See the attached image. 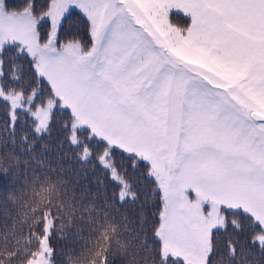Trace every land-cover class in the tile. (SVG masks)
I'll return each mask as SVG.
<instances>
[{
	"label": "snow or ice",
	"instance_id": "obj_1",
	"mask_svg": "<svg viewBox=\"0 0 264 264\" xmlns=\"http://www.w3.org/2000/svg\"><path fill=\"white\" fill-rule=\"evenodd\" d=\"M73 9L84 27L61 39ZM0 101L13 146L34 149L54 122L77 159L92 151L79 132L103 145L142 226L128 169L147 168L160 264H264V0H0Z\"/></svg>",
	"mask_w": 264,
	"mask_h": 264
},
{
	"label": "trees",
	"instance_id": "obj_2",
	"mask_svg": "<svg viewBox=\"0 0 264 264\" xmlns=\"http://www.w3.org/2000/svg\"><path fill=\"white\" fill-rule=\"evenodd\" d=\"M82 20L79 10L73 9L64 21L61 39L69 28L82 30ZM3 107L0 101V121ZM66 117L67 113H56L57 121ZM3 127L0 123V133ZM21 127L18 122V135ZM64 135L54 122L50 134L36 138L34 149L21 145L19 138L13 146L0 135V264H29L43 245L51 264H160L159 249L151 239V213L161 206V197L151 191L155 188L151 178H144L147 168L128 169V176L137 181L140 200L149 201V221L142 226V218L132 212L136 206L130 200L119 202L110 170L97 161L103 145L87 140L86 131L79 132L78 138L92 151L77 159L83 156L82 146L60 143ZM109 159L117 166L130 163L118 150ZM226 215L229 220L237 218L234 212ZM235 264H243L239 256Z\"/></svg>",
	"mask_w": 264,
	"mask_h": 264
},
{
	"label": "rangeland",
	"instance_id": "obj_3",
	"mask_svg": "<svg viewBox=\"0 0 264 264\" xmlns=\"http://www.w3.org/2000/svg\"><path fill=\"white\" fill-rule=\"evenodd\" d=\"M169 19H172L173 21H175V23H172V24L177 27H184L188 23V21L185 19L182 13H177L175 11H173L170 14ZM176 22L179 25H176ZM45 250H46L45 246L43 245L40 252L34 258L30 260L29 264H51L50 261L48 260V256Z\"/></svg>",
	"mask_w": 264,
	"mask_h": 264
}]
</instances>
